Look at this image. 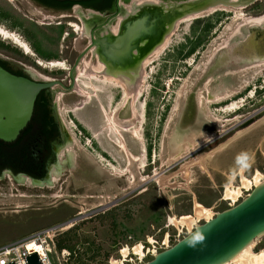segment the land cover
<instances>
[{
  "label": "rangeland",
  "instance_id": "rangeland-1",
  "mask_svg": "<svg viewBox=\"0 0 264 264\" xmlns=\"http://www.w3.org/2000/svg\"><path fill=\"white\" fill-rule=\"evenodd\" d=\"M3 1L22 25L14 28L0 22V27L17 34L29 47V39L37 43L55 36V27L61 23L65 34L79 38L73 30L81 26L76 11L54 14L29 0H0L6 6ZM244 8H219L201 14L198 21L176 20L166 46L152 55V64L142 70L138 85L119 83V88L117 83L92 81L86 88L90 80L85 78L101 74L90 63L84 65L80 72L87 76H79L77 89L89 91L92 104L79 107V99L68 98L62 110L73 140L67 151L75 152V165L66 167L63 176L49 186L33 183L27 175L14 179L12 172L2 174L0 247L61 225V234L72 232L81 240L77 250L70 252L69 264L121 261L124 248L134 258L125 264H144L154 256L140 263L132 253L137 244H143L145 252L149 248L159 254L190 233L171 225V218L193 215L195 205L202 204L199 200L214 218L254 190H242L236 203L224 198L228 187H242V177L253 180L259 172L264 183V70L233 77L227 70L211 76L214 68H210L220 45L234 37L230 32L244 18L263 14L264 2ZM208 25L212 28L206 31ZM34 29L33 39L30 31ZM62 39L55 51H65L70 43L83 46L80 40L74 44V39ZM0 43L5 47L0 58L16 66L27 64L20 55L32 57L1 35ZM194 46L196 53L184 60ZM227 81L233 91L230 97L214 101L211 97ZM122 139L136 157L131 163L121 148ZM67 151L64 155L69 157ZM52 174L56 180L58 175ZM262 250L264 235L253 248L256 253Z\"/></svg>",
  "mask_w": 264,
  "mask_h": 264
},
{
  "label": "flooded vegetation",
  "instance_id": "flooded-vegetation-1",
  "mask_svg": "<svg viewBox=\"0 0 264 264\" xmlns=\"http://www.w3.org/2000/svg\"><path fill=\"white\" fill-rule=\"evenodd\" d=\"M29 1L39 9L54 14L76 11L78 15L76 19L80 22V28H82L79 31L71 23L68 24L70 28H75L73 30L79 35L78 39L73 37L74 34H65L63 31L58 42L55 40L51 43L45 38L42 42L40 40L37 41L38 46L34 40L33 42L29 40L33 52V55L30 56L33 58L27 56L22 58L20 55V59H24L25 63H27H20V67L9 60L6 61L0 58L4 62L0 63V66L13 75L25 77L40 84L54 83L52 87L43 89L38 94L32 117L17 138L19 140L28 130L35 133L36 136L25 137L24 142L29 144L33 155L38 160L37 163L39 161L42 162L41 166L39 165L40 168H37V171L39 169L42 171L38 173L39 176L32 177L29 174L20 172L14 174L12 171L5 169L1 171L0 178H4L5 176L2 177V174L9 171L8 173L12 172L13 175H16L14 179L19 177L25 179L27 175L29 176L27 179L30 181L44 183L49 186V183L54 185L63 176L66 167L75 165L73 155L75 152L70 154L67 151V147H69L70 143H73V140L67 131L62 110H64V103L68 98H71V100L79 99L80 102L78 103L83 101L77 92L80 69L90 63L92 67L94 66L93 70L98 73L95 67L103 64L104 72L107 76H111V78L117 79L125 85H138L143 77L142 70L146 71L147 67L152 64V55L159 48H162L163 43H167L166 39L169 38L170 33L177 24L171 23L172 25H169V22L174 21V19L171 20V16H167V13L169 8L171 10L179 0H153L160 4L146 3L143 6L138 5L140 3L139 0H120L121 10L118 8L117 0H98V6H106L104 10L87 7L80 3H76L70 8H57L48 6L38 0ZM258 2L239 8L245 9L244 7L248 8ZM167 4L171 6L168 7ZM153 6H164V9L168 8V10L160 13L162 12V7L151 8ZM200 17L196 18L197 21ZM250 18H264V13L259 16H251ZM118 27L119 30L116 32L115 29ZM205 27V30L209 31L212 25ZM60 29H63L62 23L55 27L56 31L53 32L55 34L53 38L58 36ZM230 33L234 37L228 43L220 45L221 51L217 53L211 62L210 68H214V73L211 76H215V74L224 70H227L233 77L248 75L256 70H264V20L261 23L242 26L235 35L234 30ZM61 38H63V41L74 39V44L80 40L83 46L77 48L72 45L73 43H70L65 51L58 49L55 51L56 49L54 48L59 47ZM197 40H199V37ZM40 46L48 51L42 52L44 49H40ZM194 53H196V46L190 48L183 59L186 60ZM52 63L63 64L61 67H49ZM104 76V73H101L95 79L85 78L90 80V82L85 83L84 86L86 88L90 87L89 84L92 81H107L111 84H118H116L115 80H108ZM117 86L120 88V84ZM88 93L90 94V99L87 104H83V107L87 108L93 101L91 93L89 91ZM40 107L46 108L49 121L51 120L55 123V126H53L55 128L54 132L52 134L48 133L47 139L39 135L42 129L38 119L35 121L38 115L37 109ZM104 109L102 106L101 110L106 119L107 114ZM126 146L130 151L127 143ZM65 150L67 151L66 153H69V157L64 155ZM149 152L151 154V148ZM54 171L58 175L56 180L52 178V172L54 173Z\"/></svg>",
  "mask_w": 264,
  "mask_h": 264
},
{
  "label": "water",
  "instance_id": "water-1",
  "mask_svg": "<svg viewBox=\"0 0 264 264\" xmlns=\"http://www.w3.org/2000/svg\"><path fill=\"white\" fill-rule=\"evenodd\" d=\"M85 1V0H69ZM118 8L120 0H117ZM54 83L40 84L0 66V141L17 140L30 121L38 94ZM264 235V183L236 206L196 227L173 247L144 264H223ZM28 264H41L37 253Z\"/></svg>",
  "mask_w": 264,
  "mask_h": 264
},
{
  "label": "bare ground",
  "instance_id": "bare-ground-1",
  "mask_svg": "<svg viewBox=\"0 0 264 264\" xmlns=\"http://www.w3.org/2000/svg\"><path fill=\"white\" fill-rule=\"evenodd\" d=\"M139 1H140V3H138V5H142V6H143V4H146V3H152L155 5L160 4L159 2H157V1L155 2L153 0H139ZM258 1H264V0H179L177 3H175V5L173 6V8L171 10L169 8L167 16H169V17L171 16V20L174 19V21L169 22V25L171 26L172 25L171 23H174L176 20H178L181 17H184V18L183 19L181 18V20H178V22L182 21L184 19H186V20H190V18L196 19L203 13H207L209 11H214V10L219 9V8L230 7L233 10V9L243 7V6L252 4L254 2H258ZM167 6L170 7L171 5L167 4ZM161 7L153 6L151 8H161L162 12H160V13H164V10H166L165 12H167L168 8L164 9V6H161ZM234 7H236V8H234ZM241 20H242V18H241ZM263 20H264V18H259V19L244 18L242 20L243 22L240 23L238 25V27L234 30V35L237 32H239V30L241 29L242 26L261 23ZM78 30H80V28ZM118 30H119V27L115 29L116 32ZM0 35L3 36L5 39H9V40L13 41L16 45H18L20 48H22L26 52L27 55H33L30 47L23 41V39H20L17 34L10 32V31H7L6 29L0 27ZM166 40H168V38ZM165 46H166V43H163L162 48H164ZM162 48H159L156 53H159L162 50ZM61 66H62V63H56V64L52 63L51 66L49 65V67H53V68L54 67H61ZM95 69L98 71L99 74L104 73V75H105L104 78H106L108 80H115V79L111 78V76H107L105 74L103 64L95 67ZM86 71H88V70H86ZM79 76H87V75L80 72ZM115 81H116V83H118V84L120 83L121 85L124 86V84L121 81H119L117 79ZM228 83L226 85H223V88L221 87V89L218 90L217 94H215L213 97H211L214 101H219V100L221 101L223 99H227L230 97L229 94L231 92L232 86L230 83L229 84ZM77 92L79 93L81 98H83V101H81V103L78 104V106L80 107L81 105L86 104V102L89 101L90 95H89V93H87L83 90H78ZM130 94L131 93L128 92V95H130ZM75 107H77V106H75ZM111 120L113 122H115L114 118H112ZM122 140L123 141H122L121 148L129 156L130 163H131V161L134 158L136 159V157H134V155L131 154L129 152V150L127 149L125 140L124 139H122ZM262 178H263V176L259 172L255 175L253 180H248V179L242 177V187L238 188L237 190H232L231 189L232 187L231 188L228 187L225 190L226 193H225L224 198L226 200H231L234 203L238 202L239 198L241 197V194L243 193L242 190H250L251 188L254 189L255 187L260 186L263 183ZM158 181H162V180L159 179ZM32 182L33 183H39V182H35V181H32ZM162 183H164V182H162ZM213 215L214 214L210 208H207L204 205L197 203L195 205L193 215L182 216L179 218H171L170 224L175 226V227H178L179 229L187 228V230H189V232L192 233L195 230V228L199 226V223L201 221H206V222L210 221L211 219H213ZM67 226L69 227V225H67ZM258 238H256L250 244H248L244 249H242L232 259H230L229 261H227L223 264H264V251L262 250L261 252H257V253L253 251V248L255 247L256 241ZM130 252H131V250L129 248L122 249L121 255H122L123 260L121 259V261L120 260L117 261L116 259H113L112 264H122L123 262L125 263L127 258L129 257ZM132 253L135 255H140L143 257L144 253H145V251H143V244H137L135 247H133Z\"/></svg>",
  "mask_w": 264,
  "mask_h": 264
},
{
  "label": "trees",
  "instance_id": "trees-1",
  "mask_svg": "<svg viewBox=\"0 0 264 264\" xmlns=\"http://www.w3.org/2000/svg\"><path fill=\"white\" fill-rule=\"evenodd\" d=\"M42 3L47 4L48 6H54L57 8H70L72 5L76 3L83 4L87 7H93L97 8L98 10H104L105 7L98 6L99 1L98 0H85V1H69V0H38ZM6 6H0V22L8 23L11 27L19 28L20 25H22L20 21V17L15 13L14 9L8 5L7 2L3 1ZM7 3V4H6ZM33 35V39L36 37V30L30 31ZM43 34V33H42ZM63 34V29H60L59 34L57 37H47L51 43H53L55 40L60 39V36ZM32 40V39H29ZM38 45V43H36ZM39 46V45H38ZM2 43H0V49H4ZM9 47H7L8 49ZM40 49H44L40 46ZM6 50V49H5ZM42 51V50H41ZM47 49H44L42 52H47ZM0 63H4L0 59ZM38 115L35 119V121L38 119L40 126H41V132L40 136H42L44 139L48 138V133L52 134L54 132L55 123L53 121H49L48 118V111L44 107H40L37 109ZM53 129V130H52ZM36 136L35 133L31 130H28V132L24 133L22 137L17 140L14 143H5L0 141V173L2 170L8 169L12 171L14 174L20 173H26L29 174L32 177L39 176V172L42 170L39 169L37 171V168H40V164L42 162L36 160L35 156L32 153V149L30 148L29 144L24 142L25 137L27 136ZM24 137V139H23ZM40 165V166H39ZM200 203L203 204L201 200H199ZM155 222V221H154ZM71 231V230H70ZM66 234V235H65ZM63 236V237H62ZM81 240L77 234H73L72 232H66L64 234H61L57 237L56 245L59 250L66 249L68 251L75 252L80 244Z\"/></svg>",
  "mask_w": 264,
  "mask_h": 264
},
{
  "label": "built area",
  "instance_id": "built-area-1",
  "mask_svg": "<svg viewBox=\"0 0 264 264\" xmlns=\"http://www.w3.org/2000/svg\"><path fill=\"white\" fill-rule=\"evenodd\" d=\"M62 231V226L58 225L47 231L34 233L24 239L1 246L0 264H28L27 259L33 253L38 254L41 264H69L71 257L70 251L66 249L59 250L55 241ZM143 250H145V246ZM157 253V251H150L147 248L143 257L140 255L135 256L142 263L149 255L156 256ZM53 256L56 257V260L54 258L52 259ZM133 261V257H128L126 260L129 263ZM110 264H112V261ZM122 264L125 263L123 262Z\"/></svg>",
  "mask_w": 264,
  "mask_h": 264
}]
</instances>
